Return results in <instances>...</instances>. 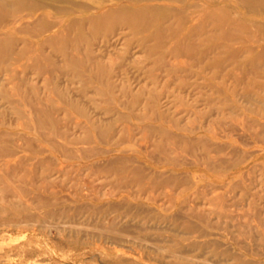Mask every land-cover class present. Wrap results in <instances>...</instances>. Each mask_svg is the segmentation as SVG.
Wrapping results in <instances>:
<instances>
[{
  "label": "rangeland",
  "instance_id": "obj_1",
  "mask_svg": "<svg viewBox=\"0 0 264 264\" xmlns=\"http://www.w3.org/2000/svg\"><path fill=\"white\" fill-rule=\"evenodd\" d=\"M206 1L264 22L238 0ZM170 3L192 5L184 32L201 24L204 0ZM52 12L55 21L83 15ZM15 17L0 21V37L9 38L0 49L11 53L0 60V172L15 166L13 185L25 190L20 198L0 178V198L19 203L12 209L26 217L17 225L0 212V264H174L181 252L197 264H234L223 250L264 264V62L253 67L248 51L228 55L244 44L261 48L264 39L247 38L255 26L235 30V40L211 24L181 32L178 41L196 46L181 57L170 38L147 53L154 40L124 23L97 35L87 24L36 35L37 23L21 30L33 17ZM55 32L71 40L47 42ZM87 49L111 67V86L102 85L110 100L93 81L83 87L65 58ZM112 159L140 166L146 180L105 168ZM172 174L167 184L146 183ZM192 211L220 228L184 233L173 215Z\"/></svg>",
  "mask_w": 264,
  "mask_h": 264
},
{
  "label": "bare ground",
  "instance_id": "obj_2",
  "mask_svg": "<svg viewBox=\"0 0 264 264\" xmlns=\"http://www.w3.org/2000/svg\"><path fill=\"white\" fill-rule=\"evenodd\" d=\"M170 1H174V0H123L121 2H116L114 0H0V21H2L4 17L8 15L10 12L16 13L17 17H15V19L19 21L24 19V17L26 16H31L33 17V21H31L29 24L26 25L24 23H23L24 25L21 24V30H27L30 24L34 26L37 23L40 25L39 26L40 29L38 28L36 35H39L40 30H49L51 27L55 25L60 26L61 30H67L70 27L81 26L82 24L89 25L97 35L101 31L112 32L113 28L116 25L124 23L130 26L131 28H133L134 32L138 30H142V33L144 35L143 39L148 38L154 40V44L151 45V48L150 50H148L147 53H150L151 51H153V49H157V51H159V49L160 50L164 49L167 39L170 38L169 39L171 40V44L169 45L170 52H172L174 55L181 57L183 56L191 57L192 55H194V52L196 51L194 40L193 41L187 40L186 43H184L183 41L180 42L178 40H179V34L181 32H184L181 28L182 25H184L187 22L188 17H190L189 12L187 13V11L189 10L188 7L190 6L191 8L192 5L185 6V4L183 3L174 5L170 3ZM176 1L180 2L182 0H176ZM238 2L242 7L246 8L248 11L251 10L258 11V13L264 19V0H238ZM202 6L203 8L199 13V15H201V24H193L192 26L188 27L186 29V32H184L185 34H192L196 30L199 29L202 30L203 29L202 26L211 24L221 28L222 30L221 33L226 39L235 40L240 34L239 32L235 33L234 32L235 30H240L242 32V30L243 31L250 30L251 26H255L256 33L250 31L251 33H249L247 38L250 39L251 41H256V40L259 41L264 39V22L258 20L254 21L250 16L240 13L241 11L235 12L233 8H231V6L225 5L224 1H222L221 4L213 5L210 2L204 0ZM24 9L27 10L29 9L30 12L21 14L22 10ZM53 10L59 13L78 12V13H83V15H79L77 18H69V19L60 18V20L55 21L53 20L54 18L53 15L54 12H52ZM170 16L172 17V19L170 18ZM191 17H193V15ZM17 20H14V22H16ZM151 26H153V28H151ZM85 37L86 36L82 33L79 39L83 40L85 39ZM54 38L60 39L61 42H63V44L68 43V41L71 40V38H68L65 34H61L60 32L59 33L55 32L50 36H47L45 40L47 42H51L52 40H54ZM187 38L194 39L191 36H187ZM6 40H9V38L0 37V48L4 47L3 45ZM260 46L261 48L258 51H255L254 48L249 44H244V47L238 49L234 48L229 50L228 55L236 56L237 53H240V51L242 52L248 51L249 55L247 57L251 58V63L253 64V67H258V65H260L261 62L262 63L264 62L263 61L264 44L263 45L260 44ZM199 53H202V51ZM10 54L11 53L9 51L0 49V60L7 59L10 56ZM65 58L73 65L72 67L74 68V72H77V75L84 82L83 87L85 86V84H88L93 81V83H95L96 85L95 86L96 92L102 94L103 96H106L105 100L108 99L110 100L111 97L107 96L106 92H104V90L102 89V85L104 87L106 86V88L111 86V82L109 80L111 67L103 63L101 59H97L93 51L89 49H87L86 54H82V55L79 54L78 52H71V54L67 53L65 54ZM88 60L90 61V65L89 64L86 65V62ZM155 62L162 63L163 61H161L158 58L156 59ZM262 104L264 105V103ZM259 126H262L261 128L264 131V124L262 125L260 124ZM160 130L161 128L158 129L159 132ZM260 133H261V129L258 130L257 139H260L261 137L259 135ZM6 153H9L10 155L14 154L12 153L11 150L10 151L7 150ZM122 161H123L122 159L121 160L112 159L108 163H106L105 168L114 169L117 170L118 172H124L125 170H127L128 173L135 178L134 180H137V183L142 185L143 183L142 180L143 181L144 179L146 180V176L144 175V170L140 166H136V165L129 167L127 166V168L125 165L119 166L118 163L119 162L122 163ZM7 162H10V159H7ZM14 169L15 166L8 165L6 169L0 172L2 174L0 178L2 182L6 184L5 188L7 186L11 187V189L16 191L18 193V196L22 198L23 195L21 194L22 191L20 190H25V189H22V187L20 186L13 185L14 180L12 179L11 174L14 171ZM32 175L33 174H30V176ZM26 178L20 176L18 180L20 182ZM148 179L146 182L147 185L151 187L153 186L156 187L158 185L167 184L173 181L175 179V175L172 174L158 179L157 178H150L149 180ZM1 200L2 202H0V212L2 214L5 213L8 214L11 212L12 216L11 217L8 216L9 218L7 219V221L10 220L16 223L17 225H19L18 223H21L24 220L23 217H26V212L23 211L24 208L21 207L18 210L12 209L15 206L19 207L18 205L20 204L14 202V200L12 201L10 200V202H7L6 200H9V198H7L6 195L4 197H1L0 201ZM15 203H17L18 205H16ZM223 212L221 213L227 218L226 220L229 221L227 217L228 213L225 211ZM191 215L196 216L199 220L203 221L206 224V226L203 227L198 226L190 218ZM19 217L21 219H19ZM173 217L175 218V221L179 223L181 227L180 229H182V231L187 234L205 235L207 231V227H211V228L219 227V223L213 224L212 221L208 219L207 215H205L202 212L196 213L192 211V212H188V214L185 215L176 213V215L175 216L173 215ZM224 228L227 229L226 226H224ZM104 230L102 231L101 229L102 233L104 232ZM236 230L239 232V234L248 231V230L246 231L244 227L240 225H237ZM123 233H125L124 230ZM193 247H197L196 244L193 245ZM223 252L227 254L233 253L234 260L236 261L234 264H251L246 258L242 257L237 252H236L237 254L230 250H226V251L223 250ZM190 259H191L190 257H187L181 252L178 259L174 262V264H197L195 260L190 261Z\"/></svg>",
  "mask_w": 264,
  "mask_h": 264
}]
</instances>
